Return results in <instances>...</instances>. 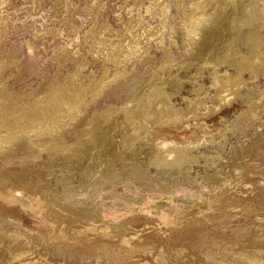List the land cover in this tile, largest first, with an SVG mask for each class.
Here are the masks:
<instances>
[{
	"label": "rangeland",
	"instance_id": "374dc122",
	"mask_svg": "<svg viewBox=\"0 0 264 264\" xmlns=\"http://www.w3.org/2000/svg\"><path fill=\"white\" fill-rule=\"evenodd\" d=\"M0 264H264V0H0Z\"/></svg>",
	"mask_w": 264,
	"mask_h": 264
}]
</instances>
